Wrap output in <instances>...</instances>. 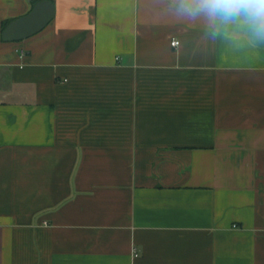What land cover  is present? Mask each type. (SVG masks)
Returning <instances> with one entry per match:
<instances>
[{
	"label": "crops",
	"instance_id": "obj_1",
	"mask_svg": "<svg viewBox=\"0 0 264 264\" xmlns=\"http://www.w3.org/2000/svg\"><path fill=\"white\" fill-rule=\"evenodd\" d=\"M0 264H264V40L175 0H0Z\"/></svg>",
	"mask_w": 264,
	"mask_h": 264
},
{
	"label": "clouds",
	"instance_id": "obj_2",
	"mask_svg": "<svg viewBox=\"0 0 264 264\" xmlns=\"http://www.w3.org/2000/svg\"><path fill=\"white\" fill-rule=\"evenodd\" d=\"M177 10L190 16L232 22L238 19L249 26L255 39L264 40V0H175Z\"/></svg>",
	"mask_w": 264,
	"mask_h": 264
},
{
	"label": "water",
	"instance_id": "obj_3",
	"mask_svg": "<svg viewBox=\"0 0 264 264\" xmlns=\"http://www.w3.org/2000/svg\"><path fill=\"white\" fill-rule=\"evenodd\" d=\"M55 9L50 1L38 2L24 17L12 21L2 32L5 42H13L33 36L42 31L54 18Z\"/></svg>",
	"mask_w": 264,
	"mask_h": 264
},
{
	"label": "built area",
	"instance_id": "obj_4",
	"mask_svg": "<svg viewBox=\"0 0 264 264\" xmlns=\"http://www.w3.org/2000/svg\"><path fill=\"white\" fill-rule=\"evenodd\" d=\"M171 44H172L173 47H177V46H179L180 41L177 40V39H173L172 42H171Z\"/></svg>",
	"mask_w": 264,
	"mask_h": 264
},
{
	"label": "trees",
	"instance_id": "obj_5",
	"mask_svg": "<svg viewBox=\"0 0 264 264\" xmlns=\"http://www.w3.org/2000/svg\"><path fill=\"white\" fill-rule=\"evenodd\" d=\"M9 22H6L5 25H4V28L8 25Z\"/></svg>",
	"mask_w": 264,
	"mask_h": 264
}]
</instances>
